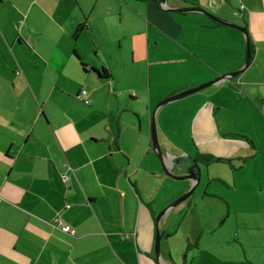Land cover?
I'll use <instances>...</instances> for the list:
<instances>
[{"label": "crops", "instance_id": "1", "mask_svg": "<svg viewBox=\"0 0 264 264\" xmlns=\"http://www.w3.org/2000/svg\"><path fill=\"white\" fill-rule=\"evenodd\" d=\"M232 1L166 0L245 26L251 58L159 103L241 68L243 34L159 0H0V264H178L179 213L199 239L227 192L264 199V0H240L236 14ZM153 114L163 154L202 169L192 196L161 215L160 261L155 214L190 181L163 172ZM242 242L247 264H262L260 241Z\"/></svg>", "mask_w": 264, "mask_h": 264}, {"label": "rangeland", "instance_id": "2", "mask_svg": "<svg viewBox=\"0 0 264 264\" xmlns=\"http://www.w3.org/2000/svg\"><path fill=\"white\" fill-rule=\"evenodd\" d=\"M239 2L240 0L232 1V11L235 12V14L237 12L236 10L239 9V7H237ZM81 3L82 8L85 10L86 6L84 1ZM146 79L145 81L147 83ZM171 81L172 79L167 78L163 83H169ZM118 84L122 85L120 81H118ZM126 95L127 98H129V95ZM138 105L137 109L142 113L141 108H143V104ZM143 112L146 113V107ZM138 116L137 114L136 122L139 125ZM239 172L240 171H237V174ZM230 175L231 173L229 172V176ZM248 178L249 177L246 179L248 180ZM226 190L232 189L226 188ZM239 191L240 189L236 188L227 192L228 200L218 203L220 209L216 213L219 217H215L218 219L215 227L208 229V232L202 234L199 239L195 233H190V230L187 229V217H184L185 211L183 210L177 215L178 226L180 223L182 224L179 228L180 230H178L179 232L174 237L175 241H173V243L176 244L174 256L178 264H236L241 258L242 263H251L247 259L250 257V252L242 242V238L245 237L250 244L258 240L260 241L262 251H255V253L258 255V258H263L261 261L262 264H264V199L260 200L261 202H256L253 198L250 199L248 196H241L240 193L242 192ZM196 203L197 209H205L204 204H198L201 203L200 200ZM258 208H261L262 213L256 215L254 211ZM185 231L187 233H185ZM195 242L199 245H196Z\"/></svg>", "mask_w": 264, "mask_h": 264}, {"label": "water", "instance_id": "3", "mask_svg": "<svg viewBox=\"0 0 264 264\" xmlns=\"http://www.w3.org/2000/svg\"><path fill=\"white\" fill-rule=\"evenodd\" d=\"M166 0H159V5L161 7V9L163 8V10H179V11H198V12H202L204 14L209 15L212 19L218 21L221 24H225V25H229L232 26L236 29H238L241 34H243L245 41H246V57L244 59V64L241 66V68L233 70V71H228L224 74H220L219 76H217L216 78H214L213 80H210L208 82H204V83H200V84H196L195 86L186 88L184 90H181L177 93H174L172 95L166 96L165 98H163L159 103L164 102V101H170L173 99H177L181 96H185L189 93L198 91L210 84H213L221 79H228L232 76L237 75L239 72H242L245 70V68L247 67L248 63H249V59L251 58V54H250V38H249V32L248 29L245 26L242 25H238L236 23L233 22H229L227 20H223L220 17H217L214 14H211L209 11H207L204 8H200L197 6H189V7H181V8H173V7H168L166 4ZM155 117L154 114L151 117V121H150V136H151V140H152V144H153V149H155V152L158 155L159 158V163L161 164L162 170L165 174H167L170 177H173L175 179L181 180L183 179H188L190 181L189 186L187 189H185V191L180 194L178 197H176L173 201H170L169 204H167L166 206H164L157 214H155V223L156 226L154 227L155 229V241H154V254L153 256L155 257V259L157 261H160V250H159V241H160V237H161V232L158 229V223L159 220L161 218V215L164 214L169 208L173 207L174 205H177L179 202H181L183 199L189 197L190 195L193 194L194 190L196 189V186L198 185L199 181H200V176L202 174V169H201V165H199V162L196 161V159H188V156L183 155V154H176L172 157H168L166 156V154H163V152L159 149L160 145H159V141H158V137L156 136V125H155ZM176 171H178L179 173H175Z\"/></svg>", "mask_w": 264, "mask_h": 264}, {"label": "built area", "instance_id": "4", "mask_svg": "<svg viewBox=\"0 0 264 264\" xmlns=\"http://www.w3.org/2000/svg\"><path fill=\"white\" fill-rule=\"evenodd\" d=\"M87 93L88 92L85 88H81V90L78 94V97H80L85 104H89V102H90V98H89V95ZM66 206H69V204H67ZM64 230L70 232L71 234H74V230L68 224H64Z\"/></svg>", "mask_w": 264, "mask_h": 264}, {"label": "trees", "instance_id": "5", "mask_svg": "<svg viewBox=\"0 0 264 264\" xmlns=\"http://www.w3.org/2000/svg\"><path fill=\"white\" fill-rule=\"evenodd\" d=\"M82 26H86V21H82L81 23H79L76 26V29H75V32H74L75 35H76V33H78L82 29ZM250 44H251V42H250ZM102 72H103L104 76H109L108 72L105 69H103ZM205 159H209V158L206 157Z\"/></svg>", "mask_w": 264, "mask_h": 264}, {"label": "flooded vegetation", "instance_id": "6", "mask_svg": "<svg viewBox=\"0 0 264 264\" xmlns=\"http://www.w3.org/2000/svg\"><path fill=\"white\" fill-rule=\"evenodd\" d=\"M177 8H181V7H177ZM177 11H179V10H177ZM183 12V11H182ZM218 17V16H217Z\"/></svg>", "mask_w": 264, "mask_h": 264}]
</instances>
